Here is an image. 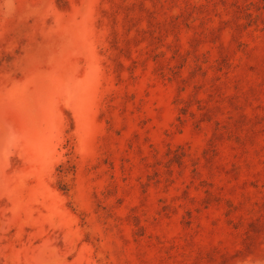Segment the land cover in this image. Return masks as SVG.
Masks as SVG:
<instances>
[{
    "label": "rangeland",
    "instance_id": "374dc122",
    "mask_svg": "<svg viewBox=\"0 0 264 264\" xmlns=\"http://www.w3.org/2000/svg\"><path fill=\"white\" fill-rule=\"evenodd\" d=\"M0 264H264V0H0Z\"/></svg>",
    "mask_w": 264,
    "mask_h": 264
}]
</instances>
